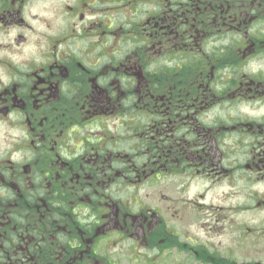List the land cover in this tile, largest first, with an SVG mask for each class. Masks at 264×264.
<instances>
[{
	"label": "flooded vegetation",
	"instance_id": "1",
	"mask_svg": "<svg viewBox=\"0 0 264 264\" xmlns=\"http://www.w3.org/2000/svg\"><path fill=\"white\" fill-rule=\"evenodd\" d=\"M0 264H264V0H0Z\"/></svg>",
	"mask_w": 264,
	"mask_h": 264
}]
</instances>
